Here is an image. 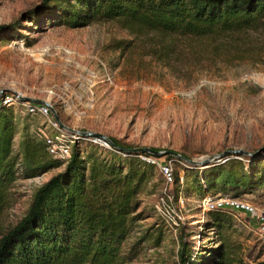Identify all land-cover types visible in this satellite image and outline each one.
<instances>
[{"label": "rangeland", "instance_id": "obj_1", "mask_svg": "<svg viewBox=\"0 0 264 264\" xmlns=\"http://www.w3.org/2000/svg\"><path fill=\"white\" fill-rule=\"evenodd\" d=\"M52 4L0 0V88L48 101L67 128L113 139L124 149L169 151L194 161L227 154L246 164L247 156L232 152L264 154L263 37L250 33L252 44L257 45L252 54L237 55L243 49L239 45L227 54V49H208L207 42L198 45L182 37L132 32L119 21L76 29L57 26ZM166 43L171 49L166 50ZM8 109L17 126L13 142L17 154L23 134L37 138V129L45 127L47 120L26 115L20 107ZM76 138L82 155L96 146L107 160L113 155L127 157L128 153L109 149L94 137ZM146 155L138 157L171 164L172 190L183 199L184 221L174 232L157 215L155 206L164 182L153 165L152 177L139 195L137 212L142 219L124 245V252L133 244L137 250L127 264H178L181 236L205 260L220 239L206 228L211 213L203 212L201 201L234 196L214 191L202 195L192 166L169 155ZM226 160L216 158L209 166ZM63 168L61 164L34 178L18 177L10 191L9 209L0 217V234L25 215L35 191ZM250 170L259 173L262 167ZM237 198L264 207V185ZM228 213L230 238L239 244L242 263L264 264V243L254 223L243 214Z\"/></svg>", "mask_w": 264, "mask_h": 264}, {"label": "trees", "instance_id": "obj_2", "mask_svg": "<svg viewBox=\"0 0 264 264\" xmlns=\"http://www.w3.org/2000/svg\"><path fill=\"white\" fill-rule=\"evenodd\" d=\"M47 1L53 3L55 24L71 29L119 21L132 32L182 37L198 45L207 42L212 51L227 49L229 54L234 47L243 46L242 51L235 52L237 55H249L256 49L250 33L264 38V0ZM167 43L166 50L171 49ZM16 134L12 111L0 108V217L9 209L10 191L18 177L34 178L62 164L29 133L23 134L14 154ZM109 140L113 149L123 152L117 141ZM262 155L247 156L248 164L226 154L224 159L228 160L207 170L192 166L197 191L202 195L210 191L232 193L235 198L252 192L255 186L264 185ZM113 156L111 160L103 158L96 146L82 155L77 143L63 170L35 191L25 215L0 234V264L131 262L137 253L135 244L128 252H124V245L142 219L137 212L139 195L152 177L153 165L137 155L127 154L123 160ZM258 165L262 167L259 173L250 170ZM210 213L206 228L216 232L220 244L201 260L181 236L178 264H243L239 244L230 238V213Z\"/></svg>", "mask_w": 264, "mask_h": 264}, {"label": "built area", "instance_id": "obj_3", "mask_svg": "<svg viewBox=\"0 0 264 264\" xmlns=\"http://www.w3.org/2000/svg\"><path fill=\"white\" fill-rule=\"evenodd\" d=\"M28 99L37 100L29 98L18 90L10 91L0 88V108L20 107L26 115L39 116L47 120L46 126L38 128L35 135L44 143L47 154L65 166L71 158L73 148L76 146L78 134L64 128L50 102L41 100L43 103H35ZM95 141L112 149L104 140L95 138ZM155 160L150 157L142 158V161L147 164L157 165L159 174L164 182V187L160 192L155 209L157 215L176 232L184 221L181 212L183 199L178 194L174 195L173 193L172 188L175 184V178L171 164L169 162L160 163ZM201 208L204 213L220 210L243 214L247 222L254 223V229L264 243V207H256L247 201L235 197L218 196L203 198Z\"/></svg>", "mask_w": 264, "mask_h": 264}, {"label": "water", "instance_id": "obj_4", "mask_svg": "<svg viewBox=\"0 0 264 264\" xmlns=\"http://www.w3.org/2000/svg\"><path fill=\"white\" fill-rule=\"evenodd\" d=\"M29 101L35 102V103H43L41 100H31L28 99ZM65 129H67L68 131L72 132V133H76L78 135L84 136V137H94V138H99L101 140H104L105 142H107L112 148L113 145L111 143V141L109 139H107L106 137L102 136V135H97L91 132H79L70 128H67L66 126H64ZM124 153H128V154H132V155H141V154H148V155H152V156H161V155H169L172 157L177 158L178 160H181L183 162H185L186 164L190 165V166H195L198 167L200 169H206L210 163H212V161H214L216 158H221V157H225L226 154H221L215 157H210L208 159H204V160H200V161H194V160H189L186 159L185 157L173 153V152H169V151H163V152H158L149 148H142V149H124L123 150ZM233 154H239V155H244V156H254L260 153V151H257L256 153L253 154H249L243 151H234L232 152Z\"/></svg>", "mask_w": 264, "mask_h": 264}]
</instances>
